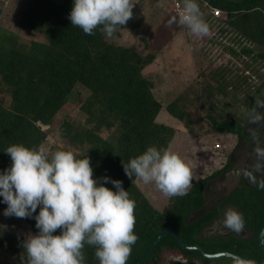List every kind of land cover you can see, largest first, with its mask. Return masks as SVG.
Wrapping results in <instances>:
<instances>
[{"label":"trees","instance_id":"obj_1","mask_svg":"<svg viewBox=\"0 0 264 264\" xmlns=\"http://www.w3.org/2000/svg\"><path fill=\"white\" fill-rule=\"evenodd\" d=\"M198 2L211 14L220 11L219 17L214 18L229 24L232 33L226 43L214 39L205 49V56L210 54L211 61L194 82L198 88L188 84L180 94L165 102L156 96L162 86L160 80L153 79L158 76L144 74L156 60L155 53L141 54L117 42L122 32L140 27L141 20L126 23L111 38L99 28L93 35H86L67 18L73 0L58 3L31 0L16 14L18 32L0 27V173L11 166V158L5 151L12 144L43 147L46 152L71 150L78 158L87 155L93 179L107 176L121 181L136 202L134 234L138 240L126 264H136L166 229L176 231L184 244H197L206 253L228 252L253 259L256 264L264 259L258 243L264 228V188L260 187L264 177L249 183L244 176L242 187L205 209L206 189L231 170V155L220 169L195 181L186 195L168 197L161 211L155 210L139 190L135 183L138 177L129 179L122 167V163L142 154L148 146L169 148L175 130L157 121L162 111L183 124L193 137L202 136L203 132L204 135L231 134L241 141L247 140L245 132L251 124L248 113L257 98L264 100V0ZM3 5L0 1V15ZM22 31L36 38L24 41L26 34ZM142 40L145 39L141 37ZM78 87L86 91V96L76 91ZM233 95L240 97L237 101L248 111L242 120L226 115L228 103L224 102L231 103ZM73 107L78 108L76 117L69 113ZM64 109L68 113L58 119ZM40 125L48 129L42 130ZM54 132L58 137L51 143L50 135ZM104 186L115 191L111 183ZM6 207L0 197V211L4 213ZM227 207L242 213L243 229L251 235L250 240L230 235L225 240L198 243L196 238L201 229ZM38 212L39 208L33 216ZM9 223H25L34 235L38 231L34 218L12 216ZM54 235H60V230ZM23 241L10 227L0 226V249L17 264L26 257ZM164 250H180L172 235L162 237L139 264L158 262ZM83 252L85 264H99L93 247L85 245ZM203 261L213 264L216 260Z\"/></svg>","mask_w":264,"mask_h":264},{"label":"clouds","instance_id":"obj_2","mask_svg":"<svg viewBox=\"0 0 264 264\" xmlns=\"http://www.w3.org/2000/svg\"><path fill=\"white\" fill-rule=\"evenodd\" d=\"M134 5L131 0H73L67 18L86 35H93L99 28L111 38L132 18ZM182 7L179 23L197 36L207 35L209 28L197 0H182ZM174 22L175 18L169 21ZM259 109H264V100L257 98L248 113L251 123L264 121V112ZM254 151L264 159V148L257 146ZM5 153L12 163L0 173V197L7 205L3 215L34 218L38 230L24 239L26 257L21 264H85V245L95 249L99 264H126L138 240L134 234L136 202L121 181L107 176L93 179L90 158H78L71 150L46 152L43 147L12 144ZM122 167L129 179L136 176L145 184L154 183L170 198L186 195L191 187L190 168L163 147L148 146ZM107 183L115 191L105 187ZM260 187L264 188V183ZM223 223L240 233L243 215L228 208ZM57 229L60 235H54ZM235 264L256 261L240 258Z\"/></svg>","mask_w":264,"mask_h":264},{"label":"rangeland","instance_id":"obj_3","mask_svg":"<svg viewBox=\"0 0 264 264\" xmlns=\"http://www.w3.org/2000/svg\"><path fill=\"white\" fill-rule=\"evenodd\" d=\"M30 1L7 0L2 7L0 27L18 32L16 27V19L18 17H16V14L18 11H23ZM52 1L58 3L62 0ZM131 2L135 5L132 9V18L127 23H135L141 20L140 27L132 30V32L128 30L122 32L117 42L122 46L132 47L141 54H146L147 52L155 53L156 60L144 70V74L157 75V79L155 76H153V79L161 81L162 86L157 89L156 93L159 100L164 102L171 100L186 89L188 84L194 85V82L199 79L200 70L202 68L206 69L211 61V58H209L211 57L210 54L205 56V49L211 46L210 43L214 39L226 43L231 36L232 28L229 24L215 19L214 14H211V11L207 10L198 0L197 3L199 4L202 18L209 28L207 35L197 36L186 26L179 23L178 11L174 9V4L182 5V0H131ZM173 18H175V22L170 24L169 21ZM221 31H224V34H220ZM22 33L26 34L23 35L24 41L36 38L31 36L32 34L27 35L28 33L23 31ZM141 37L145 40L141 41ZM202 80L204 79L202 78ZM194 86L197 87L196 85ZM76 91L86 96V91L81 87H78ZM239 98V96L233 95L230 97L231 103L229 101L224 103H228V106L225 107L228 117L242 120L246 115L245 112L248 113V111L243 106L241 107L237 101ZM68 111V109H64L58 119H62ZM259 111L264 112V109H259ZM77 112V107H73L69 111L73 117L77 116ZM194 114L197 117V113L194 112ZM204 117L205 113L202 112L203 125L206 121ZM157 121L175 130V136L168 150L177 154L190 168L192 173L191 185L198 179L207 177L220 169L225 164L228 156L231 155L233 164L231 170L211 182L206 189L208 203L205 209L211 208L237 187H242L244 182L241 180L244 176L249 183H254L264 175V159L258 158L254 151L257 146L264 148V121L249 125L245 132L246 141H241L231 134L204 135L202 132V136L193 137L184 130L183 124L169 116L165 111L159 114ZM40 127L42 130L48 129L46 126L40 125ZM253 133L256 139L253 138ZM57 137L58 134L54 132L50 135L49 141L53 143ZM254 156H256V160H254ZM136 185L155 210L161 211L164 208L163 205L168 200V197L159 191L154 183L145 184L137 178ZM228 208L236 210L233 207L225 209ZM0 226L10 227L12 232L23 240L28 234H33L25 223L10 225L9 217H5L1 211ZM216 233L225 235L236 234L243 239L251 236L244 230L237 233L226 228L223 222H216L209 233L206 230L203 239H208L210 235H216ZM213 263L235 264V261L219 258ZM0 264L17 263L0 249Z\"/></svg>","mask_w":264,"mask_h":264},{"label":"flooded vegetation","instance_id":"obj_4","mask_svg":"<svg viewBox=\"0 0 264 264\" xmlns=\"http://www.w3.org/2000/svg\"><path fill=\"white\" fill-rule=\"evenodd\" d=\"M223 199V198H222ZM221 199V200H222ZM219 202V201H218ZM226 210V209H225ZM225 212V211H224ZM224 221V217H223V213H221L220 214V216L218 217V218H216V219H214V220H212V222L210 223V224H208V225H206V226H204L202 229H201V231H200V233H199V235L197 236V242L198 243H202V241H204V242H209V241H211V240H216V239H223V240H225V239H227L228 238V236H230V235H234V234H218V233H216V235L215 234H213V235H210L209 237H208V239H203V236H204V234L206 233V230L208 231V233L211 231V227L213 226V224H216V222L217 223H221V222H223ZM244 230V229H243ZM245 231V230H244ZM247 232V231H246ZM248 233V232H247ZM249 234V233H248ZM236 235V234H235ZM237 236V238H239V239H242L243 241H249L250 240V238H251V236L249 237V238H246V239H243V238H241V237H239L238 235H236ZM181 241V240H180ZM182 242V241H181ZM183 243V242H182ZM179 244V243H178ZM180 245V244H179ZM183 245L185 246V247H188V249H186V248H182L181 246H180V250H178V251H176V250H164V251H162V253H161V257H160V260L158 261V262H156V261H153L152 262V264H209L208 262H205V261H203V259H208V260H218L219 258H207L206 256H205V254L206 255H213V254H217V253H212V254H210V253H206L199 245H197V244H190V245H188V244H184L183 243ZM197 249H200L202 252H203V254L201 253V252H199ZM185 251H194V252H196V253H198L199 255L198 256H196V255H188V254H186V252ZM221 253H228V252H221ZM230 254H232V253H230ZM234 255V254H233ZM236 256V255H235ZM237 257H239V256H237ZM221 258H223V257H221ZM229 258V257H228ZM239 258H241V257H239ZM232 259V258H231ZM232 260H234V261H236L235 259H232ZM213 264H218V263H213Z\"/></svg>","mask_w":264,"mask_h":264},{"label":"water","instance_id":"obj_5","mask_svg":"<svg viewBox=\"0 0 264 264\" xmlns=\"http://www.w3.org/2000/svg\"><path fill=\"white\" fill-rule=\"evenodd\" d=\"M166 235H172L176 240L177 242L180 244V246L182 248H186L188 249V247H185L183 245V243L178 239L177 237V233L176 231L172 230V229H166L165 231L161 232L159 234V236L153 241V243L149 246V248L143 253V255L140 257V259L136 262V264H139L153 249V247L156 245V243L164 236ZM258 243H259V246L263 252V256H264V228L262 229V231L260 232L259 234V237H258ZM199 252H201L203 254V252L200 250V249H197ZM205 256L207 258H220V257H229V258H232V259H240L239 257L233 255V254H230V253H217V254H213V255H206ZM261 264H264V259L262 261Z\"/></svg>","mask_w":264,"mask_h":264},{"label":"built area","instance_id":"obj_6","mask_svg":"<svg viewBox=\"0 0 264 264\" xmlns=\"http://www.w3.org/2000/svg\"><path fill=\"white\" fill-rule=\"evenodd\" d=\"M2 1H3L4 4H6V2H7V0H2ZM174 9H175L176 11H178L177 13H178V15H179V20H180V18H181V17L183 16V14H184L182 5H178V3H175V4H174ZM212 14H214L215 17H219V15H220V11H218V10H214ZM217 146H218V145H217Z\"/></svg>","mask_w":264,"mask_h":264},{"label":"crops","instance_id":"obj_7","mask_svg":"<svg viewBox=\"0 0 264 264\" xmlns=\"http://www.w3.org/2000/svg\"><path fill=\"white\" fill-rule=\"evenodd\" d=\"M0 1H2V0H0ZM263 177H264V175H263L260 179H262ZM260 179H259V180H260ZM136 182H137V179H136ZM136 182H135V183H136ZM255 182H256V181H255ZM208 186H209V185H208ZM207 188H208V187H207ZM167 199H168V198H167ZM167 201H168V200H167ZM167 201H166V203H167ZM166 203L163 205V207L166 206Z\"/></svg>","mask_w":264,"mask_h":264}]
</instances>
